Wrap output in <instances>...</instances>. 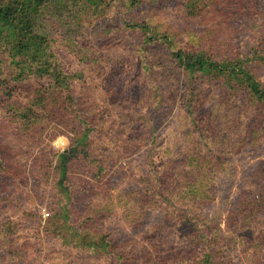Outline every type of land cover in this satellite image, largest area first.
I'll return each mask as SVG.
<instances>
[{
	"label": "rangeland",
	"instance_id": "1",
	"mask_svg": "<svg viewBox=\"0 0 264 264\" xmlns=\"http://www.w3.org/2000/svg\"><path fill=\"white\" fill-rule=\"evenodd\" d=\"M189 1L129 9V0H107L82 21L79 38L96 52L87 62L62 54L77 100L59 111L74 119L88 109L93 129L90 157L66 163L65 192L58 155L84 124L51 121L26 136L0 106V264H264V103L240 90L229 92L238 101L229 109L222 76H200L192 94L199 111L212 113L202 135L180 103L188 77L167 56L199 50L223 60L264 49V0H196L188 14ZM126 22L159 39L144 42ZM110 25L111 34L102 32ZM140 45L151 56L145 69ZM249 67L264 82V62ZM199 155L212 158L204 160V188L195 187L202 198L174 183Z\"/></svg>",
	"mask_w": 264,
	"mask_h": 264
},
{
	"label": "trees",
	"instance_id": "2",
	"mask_svg": "<svg viewBox=\"0 0 264 264\" xmlns=\"http://www.w3.org/2000/svg\"><path fill=\"white\" fill-rule=\"evenodd\" d=\"M106 1L0 0V106L7 121L19 123L21 131L26 136H35L34 133L39 128H44L43 126L51 121H53L54 127L59 123L71 125L75 119L78 120V123L84 124L79 129L72 128L78 137L67 150L58 155L60 167L58 184L63 192H65L63 180L66 177V163L79 156L80 153L84 154L86 159L90 157L85 151L88 147L86 144L87 134L93 128L86 117L90 116L88 109L82 108V113L77 114L74 119L69 116L67 111H59L66 110L72 105L75 106V100H77L76 96L74 97L77 93L72 91V78L64 70L62 54L64 53L65 56L66 54L72 56L76 54V57L78 56L86 62L89 60V53L92 56L95 55L96 50L93 46H89L87 41L79 38L82 34L80 30L84 26L81 24L85 18L98 15L99 8L105 6ZM142 1L129 0V3L126 4L130 9L134 3ZM196 2V0L187 2L188 14V8L192 12L195 10ZM126 26L131 29L140 28V31L145 35L144 42L150 43L159 39L153 37L154 35L145 24L126 22ZM113 30V25H110L103 27L102 32L107 31L108 34H111ZM74 40L80 45L70 47V43H74ZM63 41L65 44H62ZM59 43L62 44V47L59 46ZM255 48L251 46L248 51L223 60L213 59L206 52L199 50L177 49L167 54L169 59L171 58L179 68L181 67L188 77L187 82L191 90L180 99V103L188 112L198 131L211 123L212 116L211 111L202 113L198 110L200 105L195 97L196 94H192L198 89L201 80L199 77L202 75L222 76L223 82L220 86H224V89L222 88L223 93L220 94V98H222V102H228L229 109L236 104L235 102H238L228 98L229 92L234 96L240 90L242 92L248 90L249 98L264 103V82L259 81L249 67L251 59L264 62V49L259 51L258 48L256 50ZM145 49L146 45H140L138 48L140 66L144 69L147 68L145 61L147 63L151 60V56H144ZM16 97L23 99V103L18 104V101H14ZM82 128V132H77ZM201 134L203 135L202 131ZM195 158L193 161L191 160L192 162H186L185 168L182 170L185 172L178 173L175 181L174 178L172 180L177 186L182 185V191L188 193L189 187H194L192 195L197 194L202 198L201 191L195 187L197 188L200 184L204 188L200 183L201 180L204 183L203 175L207 167L204 165V160L212 158L200 155ZM100 169L101 165H98L97 170ZM156 178L160 179L159 176ZM204 191L208 192L206 189ZM47 213L50 215V212ZM71 230L77 229L71 227ZM205 243H210V240ZM93 245L90 243L89 246ZM205 256V262L209 263V253Z\"/></svg>",
	"mask_w": 264,
	"mask_h": 264
}]
</instances>
